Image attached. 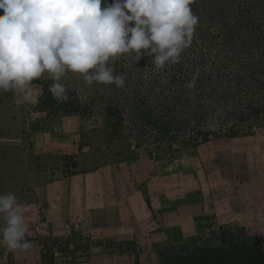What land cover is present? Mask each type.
<instances>
[{
	"label": "trees",
	"instance_id": "trees-1",
	"mask_svg": "<svg viewBox=\"0 0 264 264\" xmlns=\"http://www.w3.org/2000/svg\"><path fill=\"white\" fill-rule=\"evenodd\" d=\"M72 66L133 125L127 137L197 153L247 136L264 113V0H0V99L41 88V111L68 114L53 96L73 91L58 79ZM231 238L163 264H264L259 242Z\"/></svg>",
	"mask_w": 264,
	"mask_h": 264
},
{
	"label": "rangeland",
	"instance_id": "rangeland-1",
	"mask_svg": "<svg viewBox=\"0 0 264 264\" xmlns=\"http://www.w3.org/2000/svg\"><path fill=\"white\" fill-rule=\"evenodd\" d=\"M72 67L58 79L73 91L53 96L71 112L41 111V88L16 85L0 99V140L21 132L29 142L35 132L69 121L76 129L70 135L88 146L89 165L112 168L100 172L96 211H75L73 218L62 210L52 219L39 204L25 208L31 203L24 197L9 201L22 193L0 172V264H134L124 242L139 247L141 264H163L162 255L184 245L227 246L239 233L264 247V113L245 126L249 135L197 153L182 143L130 138L133 125H121L110 99L88 92L87 77H76L79 68Z\"/></svg>",
	"mask_w": 264,
	"mask_h": 264
},
{
	"label": "crops",
	"instance_id": "crops-1",
	"mask_svg": "<svg viewBox=\"0 0 264 264\" xmlns=\"http://www.w3.org/2000/svg\"><path fill=\"white\" fill-rule=\"evenodd\" d=\"M75 130V123L63 121L35 132L29 142L22 138L21 132L15 133L13 140H0V172L3 173L0 175L8 179L14 191L22 193L18 196L15 192L17 196L9 201L19 203L20 197H24L31 203L25 208L39 204L47 210L49 219L62 210L71 211L73 218L75 211L82 214L92 213V209L96 211L100 172L112 167L101 168L93 163L90 166L88 146L80 145V141L70 135ZM66 155L73 156L72 161L65 159ZM122 164L120 162L119 166ZM65 170H70L71 174L66 176Z\"/></svg>",
	"mask_w": 264,
	"mask_h": 264
}]
</instances>
